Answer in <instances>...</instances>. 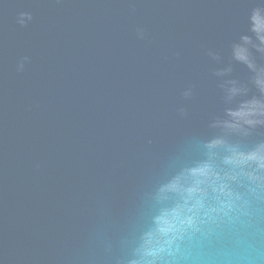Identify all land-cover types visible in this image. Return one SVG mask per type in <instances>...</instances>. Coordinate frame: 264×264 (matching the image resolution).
Returning <instances> with one entry per match:
<instances>
[{"label": "water", "instance_id": "1", "mask_svg": "<svg viewBox=\"0 0 264 264\" xmlns=\"http://www.w3.org/2000/svg\"><path fill=\"white\" fill-rule=\"evenodd\" d=\"M258 7L0 0V264L140 260L172 203L158 202L160 188L213 135L215 73L249 78L232 49ZM249 264H264V241Z\"/></svg>", "mask_w": 264, "mask_h": 264}, {"label": "clouds", "instance_id": "2", "mask_svg": "<svg viewBox=\"0 0 264 264\" xmlns=\"http://www.w3.org/2000/svg\"><path fill=\"white\" fill-rule=\"evenodd\" d=\"M251 35L232 49L247 81L219 70L221 111L213 135L198 145L203 159L180 170L156 197L160 209L133 264H249L264 241V8L249 18ZM192 95L191 89L184 93Z\"/></svg>", "mask_w": 264, "mask_h": 264}]
</instances>
